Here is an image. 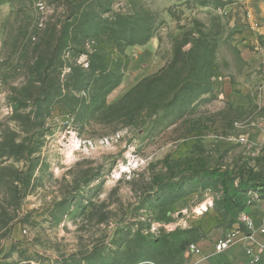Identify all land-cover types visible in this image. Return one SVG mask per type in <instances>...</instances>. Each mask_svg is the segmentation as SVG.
Returning <instances> with one entry per match:
<instances>
[{"label":"rangeland","instance_id":"1","mask_svg":"<svg viewBox=\"0 0 264 264\" xmlns=\"http://www.w3.org/2000/svg\"><path fill=\"white\" fill-rule=\"evenodd\" d=\"M259 183L264 0H0V264H264Z\"/></svg>","mask_w":264,"mask_h":264},{"label":"built area","instance_id":"2","mask_svg":"<svg viewBox=\"0 0 264 264\" xmlns=\"http://www.w3.org/2000/svg\"><path fill=\"white\" fill-rule=\"evenodd\" d=\"M231 240L229 238H223L220 239L217 244L215 245V250L217 253H222L225 250H227L229 248V246L231 245ZM193 248V247H192ZM257 260V258H256Z\"/></svg>","mask_w":264,"mask_h":264},{"label":"trees","instance_id":"3","mask_svg":"<svg viewBox=\"0 0 264 264\" xmlns=\"http://www.w3.org/2000/svg\"><path fill=\"white\" fill-rule=\"evenodd\" d=\"M179 76H181V74H179ZM222 176H226V177H227V175H222ZM224 178H225V177H224ZM225 184H226V183H225V181H224V182H223L224 187L226 186ZM258 188H260V189L264 188V184H263V183H259V184H258Z\"/></svg>","mask_w":264,"mask_h":264}]
</instances>
